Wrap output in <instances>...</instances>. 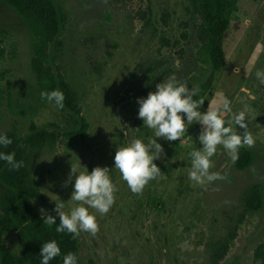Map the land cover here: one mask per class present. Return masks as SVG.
Wrapping results in <instances>:
<instances>
[{"label":"rangeland","instance_id":"374dc122","mask_svg":"<svg viewBox=\"0 0 264 264\" xmlns=\"http://www.w3.org/2000/svg\"><path fill=\"white\" fill-rule=\"evenodd\" d=\"M52 2L64 21L58 43L48 47L44 70L55 82L61 77L75 94L87 126L75 138L70 134L80 121L41 99L44 90L31 66L33 37L0 0V134L24 139L33 125L49 135L24 155L29 181L40 195L38 214L43 208L58 217L55 203L63 202L66 213L77 205L70 200L74 180L65 187L71 164L78 172L108 167L117 188L115 202L106 215L89 209L99 231L76 238L80 264H259L255 252L264 250V84L256 71L264 70V0L238 1L222 43L224 68L199 109L204 112L227 97L232 113L246 111L255 144L240 149L252 152L253 161L237 171L231 154L218 146L209 169L216 179L203 184L188 176L189 154L202 148L200 123L187 125L180 140L171 142L156 138L138 118V98H146L168 76L191 89L210 73L198 53L200 19L190 0ZM223 115L231 119L230 113ZM131 129L146 144L157 139L163 148L154 161L160 174L142 194H134L114 168L115 149L132 138ZM255 185L263 207L250 212L245 198ZM0 245L19 256L16 235L1 234Z\"/></svg>","mask_w":264,"mask_h":264},{"label":"clouds","instance_id":"9594fccd","mask_svg":"<svg viewBox=\"0 0 264 264\" xmlns=\"http://www.w3.org/2000/svg\"><path fill=\"white\" fill-rule=\"evenodd\" d=\"M256 78L264 84V70L256 71ZM199 93V87L191 89L180 83L175 75L168 76L158 84L155 90L148 93L147 97L138 98V118L143 125L154 130L156 138H164L167 141H176L184 135L187 125L199 122L202 126L198 137L202 148L190 152L191 167L189 179L197 184H203L205 180L216 179L210 174L212 167L211 157L216 153L218 146L229 152L235 160L241 147H253L255 140L248 131L246 123V111L232 113L230 100L221 97L215 107H208L202 112L199 109L204 104L202 99H194ZM42 100L54 102L63 109L65 96L60 90L42 91ZM224 113H230L231 119L226 120ZM186 116L187 123L184 117ZM233 123L244 131L237 132L231 126ZM227 125V126H226ZM132 130V138L115 149L114 168L119 170L122 179L134 194H142L145 186L159 174L161 169L154 163L160 159L163 148L157 139H151L146 144L142 139L136 138L135 129ZM12 140L6 134H0V146L7 148ZM15 152H0V160L5 161L10 170H17L24 166L23 160L15 159ZM108 167L96 166L91 172L79 171L77 166L71 164L68 181L74 180V190L70 200L76 201L77 205L70 212L64 211V203H55L54 211L59 217L57 225L56 217L48 214L47 210L41 208L40 214L43 224L49 227L57 225V233L67 232L73 239L79 237L81 232L90 233L95 236L99 231L96 216L89 209H95L101 215H106L115 202L114 193L116 186L110 178ZM41 264H49L57 256L61 255V249L55 240L45 242L41 245ZM63 264H77L76 254L69 252L63 256Z\"/></svg>","mask_w":264,"mask_h":264},{"label":"trees","instance_id":"16d2710c","mask_svg":"<svg viewBox=\"0 0 264 264\" xmlns=\"http://www.w3.org/2000/svg\"><path fill=\"white\" fill-rule=\"evenodd\" d=\"M11 9L26 26L33 37L32 71L44 91L60 90L65 96L64 109L80 121L77 132L70 134L71 138L80 137L87 129L80 119L75 94L68 84L60 77L57 82L50 73L44 70L47 60V50L50 45H56L63 29V18L52 0H1ZM239 0H190L191 7L200 19L197 27V38L200 44L199 52L203 54L202 63L209 69V75L199 86V99L208 95L213 87L216 76L221 73L225 65L223 39L229 30L234 14L238 11ZM187 39L186 35L182 36ZM12 144L7 148L0 146V152H15L17 161L23 160L24 166L17 170H10L9 165L0 160V236L11 233L20 241L19 256L13 255L0 245V264H41L39 255L41 245L55 240L61 249V255L49 261V264H63V256L69 252L76 254L77 264L79 252L77 239L64 232L57 233L56 226L43 224L38 214L35 201L40 198L38 191L29 181L25 149L29 146H41L48 138L44 130H38L31 125L24 139L15 133H5ZM253 161L252 152L240 149L234 160L237 171L246 170ZM263 196L259 186H252L245 198V209L259 212L262 207ZM230 239H232L230 237ZM227 245L224 246V252ZM255 258L264 264V250L259 248Z\"/></svg>","mask_w":264,"mask_h":264}]
</instances>
